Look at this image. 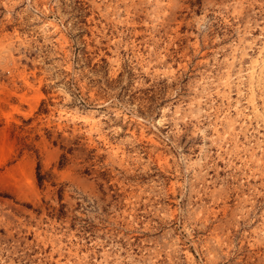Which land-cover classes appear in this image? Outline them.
Listing matches in <instances>:
<instances>
[{"label": "rangeland", "instance_id": "1", "mask_svg": "<svg viewBox=\"0 0 264 264\" xmlns=\"http://www.w3.org/2000/svg\"><path fill=\"white\" fill-rule=\"evenodd\" d=\"M0 264H264V0H0Z\"/></svg>", "mask_w": 264, "mask_h": 264}]
</instances>
